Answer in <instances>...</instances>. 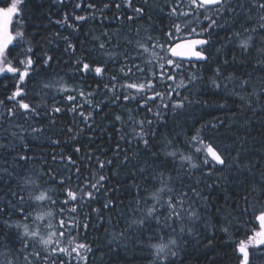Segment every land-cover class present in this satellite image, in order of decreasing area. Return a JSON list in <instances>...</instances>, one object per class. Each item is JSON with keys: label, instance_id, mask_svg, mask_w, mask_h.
Segmentation results:
<instances>
[{"label": "snow or ice", "instance_id": "obj_1", "mask_svg": "<svg viewBox=\"0 0 264 264\" xmlns=\"http://www.w3.org/2000/svg\"><path fill=\"white\" fill-rule=\"evenodd\" d=\"M26 2L0 0V74L15 77L0 99V264H105L122 246L148 264H183L189 238L226 208L244 216L264 206V133L252 137L244 116L264 115V0H75L49 16L68 34H50L47 47L28 31ZM157 14L166 29L157 30ZM218 30L227 43L214 39ZM210 49L217 67L205 77ZM238 63L251 71L225 74ZM61 64L71 74L49 71ZM198 86L231 88L243 137H222L219 118L187 130L177 123L193 103L210 106L191 98ZM124 171L126 205L115 195ZM229 176L235 187L217 205L211 193ZM254 219L259 230L235 246L236 264H264V210ZM101 225L104 240L90 241Z\"/></svg>", "mask_w": 264, "mask_h": 264}, {"label": "trees", "instance_id": "obj_2", "mask_svg": "<svg viewBox=\"0 0 264 264\" xmlns=\"http://www.w3.org/2000/svg\"><path fill=\"white\" fill-rule=\"evenodd\" d=\"M75 0H65L63 5L55 3L54 0H27L25 12L28 16V31L29 33H37L36 35V43L37 45L43 43L45 47H47V37L50 34L60 31L61 34L67 35L68 33L60 28L59 25L50 24L49 16L52 19L61 18L64 11H71V8L74 4ZM151 2V0H150ZM5 6V5H0ZM255 19V15L253 16ZM153 22L157 25V30L166 29L170 21L164 17L163 15L157 14L152 17ZM139 23L143 24V21ZM92 25H85L81 30L80 39H83V32L87 31L89 27ZM97 29H99V25H95ZM227 33L224 30H218V35L214 36V39L226 41ZM220 45L217 44V47ZM62 51V49H61ZM213 52V59L210 61L209 65L205 66L203 69V75L205 77H211L213 74V70L217 67L215 50L210 49ZM37 52L39 54V48H37ZM227 55L231 58L233 54L231 48L226 49ZM56 55L60 57V53L57 52ZM239 58V53H236ZM68 59L67 56L62 57V60L66 61ZM223 59V57H221ZM49 71H59L61 74L67 71L71 74V68L65 67L61 64L59 69L49 70ZM245 71H251V68L248 69L243 68L239 65H230L225 69V74L227 73H235L236 75H240ZM264 74H257V76ZM37 80L39 77L36 78ZM89 83H91V78H88ZM15 81V77L11 73L0 74V99H4L6 95H9L12 90V85ZM36 83V80L32 81L29 87H32ZM208 81L205 80L204 84H207ZM5 85L8 86L5 89ZM187 94V93H185ZM194 101H207V104L210 106H204L199 103H193L190 107H187L186 110L179 115L176 120L177 123L182 125L184 130H187L192 125L196 127L200 126V123L205 121H214L219 118L220 120L225 122V126L220 129V133L222 137L224 135L231 136L232 134H238L240 137L245 135V131L242 128H238L240 113L237 109L240 107L239 100L236 97L231 96V88H229L228 92H216L210 89L200 90L199 86L197 90H193V95L191 97ZM225 104L226 107H219V105ZM235 113V118L233 114ZM244 116H246L249 120H251L252 125L248 129L252 133V137L256 140H260L261 136L258 133H264V127L261 126V122L264 121V115H260L257 113L253 115L251 112H245ZM63 122V121H62ZM175 128V125L169 121V129ZM177 133H179L180 129H175ZM167 131V130H162ZM178 141V146L183 147L182 143H180L181 137L177 135L175 137ZM86 142V141H85ZM231 142V141H229ZM248 148L254 147L252 138L248 141ZM46 151L51 152L53 150L59 151L60 149H53L51 146H46ZM111 155V153H109ZM87 174V173H85ZM111 175V173H108ZM227 175V173H225ZM243 179V177L241 178ZM120 181H124L123 183L117 184V187L120 189L115 195L119 196L123 203L126 205L128 200L131 198L127 193V186L132 183L131 180L127 179L126 171L122 172L119 177ZM112 183H117V179L113 178ZM235 187L232 182V177L229 176L227 188L225 189H217L211 193V198L217 205H222L224 203V198L226 194H231L232 189ZM240 205L243 206V201H239ZM94 207H99V203L93 205ZM261 210H264V206L256 205L252 212L248 215L241 216L238 210L234 208H226L224 212H221L218 217L213 218V224L215 227H208L205 229L203 226L200 227L197 235H193L189 238L186 253L182 254L181 259L183 260V264H236L237 253L235 252V246L238 244L240 240L246 238V233L250 235V232H247L248 229H258L259 224L255 221L254 216L258 215ZM231 213L232 220L231 224L235 225V227L230 228L229 233L225 234L220 231L223 227L221 221L228 214ZM106 215H115L113 213H106ZM242 221H248L246 225L242 223ZM88 239L95 240L99 239L101 241L104 240V226L101 225L99 231H92L88 236ZM106 242V241H105ZM101 253L97 252V256H100ZM145 257V254H142L138 251L128 250L124 251L123 246L121 250L118 251V254L111 255L110 258L106 257L105 264H148V260ZM23 264V261L20 262Z\"/></svg>", "mask_w": 264, "mask_h": 264}, {"label": "rangeland", "instance_id": "obj_3", "mask_svg": "<svg viewBox=\"0 0 264 264\" xmlns=\"http://www.w3.org/2000/svg\"><path fill=\"white\" fill-rule=\"evenodd\" d=\"M258 226H259V225H258ZM257 230H259V228H258Z\"/></svg>", "mask_w": 264, "mask_h": 264}]
</instances>
